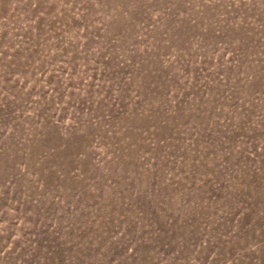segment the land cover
<instances>
[{
  "label": "rangeland",
  "instance_id": "obj_1",
  "mask_svg": "<svg viewBox=\"0 0 264 264\" xmlns=\"http://www.w3.org/2000/svg\"><path fill=\"white\" fill-rule=\"evenodd\" d=\"M0 264H264V0H0Z\"/></svg>",
  "mask_w": 264,
  "mask_h": 264
}]
</instances>
